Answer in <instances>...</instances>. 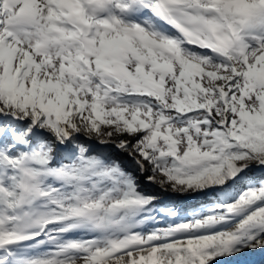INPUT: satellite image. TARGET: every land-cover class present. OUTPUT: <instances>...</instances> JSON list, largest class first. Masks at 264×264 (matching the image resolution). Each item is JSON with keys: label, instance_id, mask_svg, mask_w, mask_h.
Returning <instances> with one entry per match:
<instances>
[{"label": "snow or ice", "instance_id": "1", "mask_svg": "<svg viewBox=\"0 0 264 264\" xmlns=\"http://www.w3.org/2000/svg\"><path fill=\"white\" fill-rule=\"evenodd\" d=\"M0 264H264V0H0Z\"/></svg>", "mask_w": 264, "mask_h": 264}]
</instances>
